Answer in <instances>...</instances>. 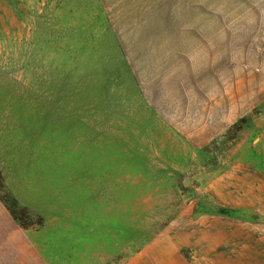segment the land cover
<instances>
[{
  "label": "rangeland",
  "instance_id": "374dc122",
  "mask_svg": "<svg viewBox=\"0 0 264 264\" xmlns=\"http://www.w3.org/2000/svg\"><path fill=\"white\" fill-rule=\"evenodd\" d=\"M263 134L264 0H0V199L60 264H237Z\"/></svg>",
  "mask_w": 264,
  "mask_h": 264
},
{
  "label": "crops",
  "instance_id": "0c3cea01",
  "mask_svg": "<svg viewBox=\"0 0 264 264\" xmlns=\"http://www.w3.org/2000/svg\"><path fill=\"white\" fill-rule=\"evenodd\" d=\"M226 180L245 190L234 203L248 204L251 212L264 218V165L236 164ZM242 196L248 200L242 201ZM242 227V238L236 241L241 246L236 250L237 264H264V225L261 230L252 224L248 230ZM57 259L61 260L58 247L44 248L41 234L26 231L0 199V264H60Z\"/></svg>",
  "mask_w": 264,
  "mask_h": 264
}]
</instances>
